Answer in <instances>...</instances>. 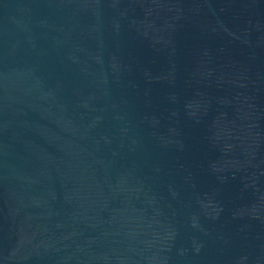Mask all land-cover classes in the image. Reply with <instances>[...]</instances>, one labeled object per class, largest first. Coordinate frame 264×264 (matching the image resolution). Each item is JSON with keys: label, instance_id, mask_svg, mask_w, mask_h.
I'll return each mask as SVG.
<instances>
[{"label": "water", "instance_id": "obj_1", "mask_svg": "<svg viewBox=\"0 0 264 264\" xmlns=\"http://www.w3.org/2000/svg\"><path fill=\"white\" fill-rule=\"evenodd\" d=\"M0 264H264V0H0Z\"/></svg>", "mask_w": 264, "mask_h": 264}]
</instances>
